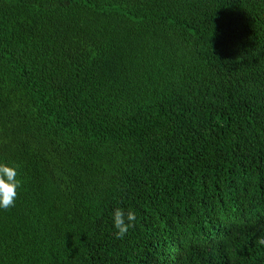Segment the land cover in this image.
I'll list each match as a JSON object with an SVG mask.
<instances>
[{"label": "trees", "instance_id": "obj_1", "mask_svg": "<svg viewBox=\"0 0 264 264\" xmlns=\"http://www.w3.org/2000/svg\"><path fill=\"white\" fill-rule=\"evenodd\" d=\"M0 264H264V0H0Z\"/></svg>", "mask_w": 264, "mask_h": 264}]
</instances>
